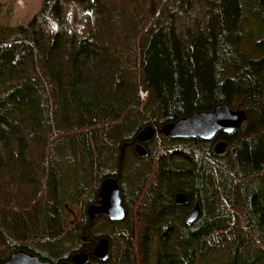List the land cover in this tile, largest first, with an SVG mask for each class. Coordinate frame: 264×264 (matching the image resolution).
I'll list each match as a JSON object with an SVG mask.
<instances>
[{"label": "trees", "instance_id": "16d2710c", "mask_svg": "<svg viewBox=\"0 0 264 264\" xmlns=\"http://www.w3.org/2000/svg\"><path fill=\"white\" fill-rule=\"evenodd\" d=\"M40 7L28 25L0 21V264L20 249L70 262L100 237L110 259L89 264H264V0ZM221 103L247 113L244 128L219 136L223 155L215 140L161 136L145 158L127 148L121 164L147 126ZM119 170L125 220L102 215L90 227L87 206ZM77 204L81 219L67 228ZM107 221L110 233L98 231Z\"/></svg>", "mask_w": 264, "mask_h": 264}, {"label": "water", "instance_id": "95a60500", "mask_svg": "<svg viewBox=\"0 0 264 264\" xmlns=\"http://www.w3.org/2000/svg\"><path fill=\"white\" fill-rule=\"evenodd\" d=\"M247 122V113L242 110H232L228 103H221L211 111L195 112L187 117L181 118L175 122L164 125L159 130L164 137L170 140H184V139H201L211 141L218 136V134L231 135L239 131L243 127V123ZM157 131L152 126L144 128L136 138L139 143L135 146L136 154L140 157H145L146 149L142 144L152 140ZM129 144H125L122 148L120 161L123 163L125 150ZM228 142L225 140L218 141L214 145V153L216 155H223L227 150ZM121 171L118 177H110L103 180L99 191V202L87 206L88 219L91 221L90 227L93 226L96 218L99 216L108 217L111 222H121L125 220L126 210L122 205V197L120 191ZM175 203L178 205H186L188 196L185 193H177L175 196ZM201 214V207L199 202L188 214L187 222L189 224L195 223ZM88 241L87 237L82 239L85 244ZM110 240L106 237L98 238L95 241V246L92 251L83 249L75 253L71 257L70 262L62 264H89L90 259L105 263L110 259ZM4 264H51L47 261L39 259L38 256L33 255L25 250L14 251L10 258Z\"/></svg>", "mask_w": 264, "mask_h": 264}, {"label": "rangeland", "instance_id": "374dc122", "mask_svg": "<svg viewBox=\"0 0 264 264\" xmlns=\"http://www.w3.org/2000/svg\"><path fill=\"white\" fill-rule=\"evenodd\" d=\"M40 6H42V0H0V21L12 26L28 25L31 19H33L34 16L40 10L41 8ZM251 56L252 55H250L249 53H246L245 55L247 59H249V57ZM257 57L259 58L260 54H258ZM141 97L142 99H145L146 93L141 92ZM161 140L162 137L160 136V138L157 140L158 143H162ZM133 160L134 157L131 154V156H129V162L131 166L133 165ZM81 212H82V204H77L73 206V211L70 212L69 216H67L66 220H64L65 226L69 228L73 223L78 222L79 219H81V215H82ZM98 229H99L98 231H101L105 234H109L111 230V225L109 224V221H107V223L105 222V224L100 225ZM84 237H87L88 239V236H84ZM78 244H80V242L69 244L67 247L68 248L72 246L78 247L79 246ZM6 248L8 247H5L4 249Z\"/></svg>", "mask_w": 264, "mask_h": 264}, {"label": "flooded vegetation", "instance_id": "af4514ba", "mask_svg": "<svg viewBox=\"0 0 264 264\" xmlns=\"http://www.w3.org/2000/svg\"><path fill=\"white\" fill-rule=\"evenodd\" d=\"M233 110V109H232ZM240 110V109H239ZM166 125V124H165ZM168 125V124H167ZM149 126H152L156 131H157V133H156V135H155V137L152 139V140H149V142H151V141H154V140H158L159 138H160V136H163L161 133H159V130H161L162 128H157V126L156 125H149ZM245 127V123H243V127L242 128H244ZM241 130V129H240ZM141 132V131H140ZM139 134H137V136H138ZM220 135H223V136H226L225 134H218V136L216 137V138H214L213 140H211V141H213L214 142V140H215V143H214V145L218 142V141H221V140H225L224 138H222V137H219ZM137 136L135 137V138H133L132 140H131V142L129 143V146L127 147V148H130V149H132L133 150V154H136L137 152H136V150H135V146L139 143L138 141H136V138H137ZM166 138V137H165ZM218 138L220 139V138H222V139H220V140H218ZM218 140V141H217ZM226 141V140H225ZM149 142H147V143H144V144H142L143 146H144V148L146 149V144H148ZM213 150H214V147H213ZM126 151V150H125ZM146 151H147V155L145 156V157H147L149 154V152H148V150L146 149ZM155 152V154H156V156H158L159 154H160V150H156V151H154ZM137 156H139L138 154H136ZM140 157V156H139ZM145 157H141V158H145ZM118 175H119V173H118ZM118 177V176H117ZM197 199H196V202L194 203V205L192 206V207H190V209H189V211H188V214L191 212V210L194 208V206L196 205V203H197ZM187 214V215H188ZM189 216V215H188Z\"/></svg>", "mask_w": 264, "mask_h": 264}, {"label": "bare ground", "instance_id": "6f19581e", "mask_svg": "<svg viewBox=\"0 0 264 264\" xmlns=\"http://www.w3.org/2000/svg\"><path fill=\"white\" fill-rule=\"evenodd\" d=\"M245 6V5H244ZM242 65V64H241ZM236 100V99H235Z\"/></svg>", "mask_w": 264, "mask_h": 264}]
</instances>
